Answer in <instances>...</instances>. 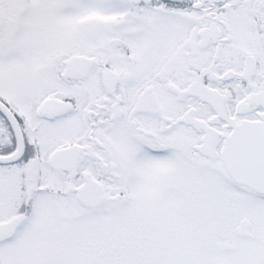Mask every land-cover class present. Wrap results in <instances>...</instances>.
I'll list each match as a JSON object with an SVG mask.
<instances>
[{
    "label": "snow or ice",
    "instance_id": "snow-or-ice-1",
    "mask_svg": "<svg viewBox=\"0 0 264 264\" xmlns=\"http://www.w3.org/2000/svg\"><path fill=\"white\" fill-rule=\"evenodd\" d=\"M0 264H264V0H0Z\"/></svg>",
    "mask_w": 264,
    "mask_h": 264
}]
</instances>
